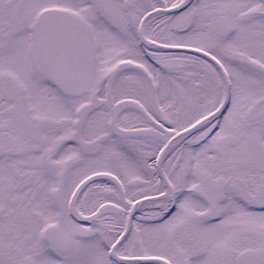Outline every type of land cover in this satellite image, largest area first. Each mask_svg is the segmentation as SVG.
<instances>
[{"label": "snow or ice", "instance_id": "1", "mask_svg": "<svg viewBox=\"0 0 264 264\" xmlns=\"http://www.w3.org/2000/svg\"><path fill=\"white\" fill-rule=\"evenodd\" d=\"M0 264H264V0H0Z\"/></svg>", "mask_w": 264, "mask_h": 264}]
</instances>
